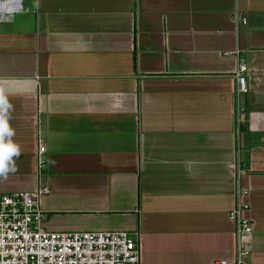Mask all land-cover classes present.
Listing matches in <instances>:
<instances>
[{"label":"crops","instance_id":"1","mask_svg":"<svg viewBox=\"0 0 264 264\" xmlns=\"http://www.w3.org/2000/svg\"><path fill=\"white\" fill-rule=\"evenodd\" d=\"M22 3L0 22V194L46 188L45 229L136 234L143 264L234 262L240 202L241 264H264V0Z\"/></svg>","mask_w":264,"mask_h":264},{"label":"built area","instance_id":"2","mask_svg":"<svg viewBox=\"0 0 264 264\" xmlns=\"http://www.w3.org/2000/svg\"><path fill=\"white\" fill-rule=\"evenodd\" d=\"M5 5L10 12H4ZM22 11V0H0V16H7L5 21H11ZM240 20L245 24L247 19L242 16ZM246 70V65L240 64L235 73L237 94L247 91L243 76ZM44 151V146L38 144V154L41 156ZM229 167L235 177L243 170L237 158ZM45 192L47 189L42 188L0 194V264H143L136 234L45 229L42 224L47 215L39 203ZM247 208L246 204L237 202L228 213L234 225L235 261L220 260L212 264H241V258L250 252L248 236L252 222L241 216Z\"/></svg>","mask_w":264,"mask_h":264},{"label":"clouds","instance_id":"3","mask_svg":"<svg viewBox=\"0 0 264 264\" xmlns=\"http://www.w3.org/2000/svg\"><path fill=\"white\" fill-rule=\"evenodd\" d=\"M11 9L4 6V12H10ZM7 20V16H0V22ZM13 132L7 127V125L0 120V138L11 137ZM19 154L18 149L11 143L0 142V174H4L10 170L14 171V167L10 168L12 164V157Z\"/></svg>","mask_w":264,"mask_h":264},{"label":"rangeland","instance_id":"4","mask_svg":"<svg viewBox=\"0 0 264 264\" xmlns=\"http://www.w3.org/2000/svg\"><path fill=\"white\" fill-rule=\"evenodd\" d=\"M24 1H26V0H24Z\"/></svg>","mask_w":264,"mask_h":264}]
</instances>
